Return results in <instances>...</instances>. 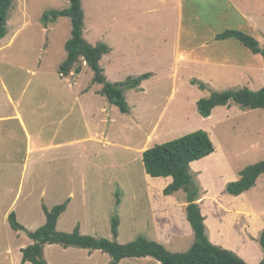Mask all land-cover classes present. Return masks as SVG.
<instances>
[{
	"label": "rangeland",
	"instance_id": "374dc122",
	"mask_svg": "<svg viewBox=\"0 0 264 264\" xmlns=\"http://www.w3.org/2000/svg\"><path fill=\"white\" fill-rule=\"evenodd\" d=\"M81 1L85 38L112 48L101 61L108 80L152 76L140 90L125 91L131 111L122 114L100 94L102 86L93 84L94 74L85 62L78 64L79 75L59 73L72 23L61 17L45 25L42 17L67 9L70 0L14 1L7 36L0 41V264H21L22 249L33 243L26 231L10 227L11 213L26 230L35 231L46 223L44 206L50 210L68 199L71 204L57 225L60 233L70 234L79 225L83 235L121 245L139 238L158 242L155 216L161 219L158 223L169 222L164 214L165 207L169 210L164 194L169 178L149 177L143 153L198 130L209 133L216 150L190 169L198 199L203 197L197 203L200 209L218 214L212 222L223 228L226 243L236 251L226 250L246 255L249 261L257 259L258 246L263 252L264 175L254 188L234 199L226 187L240 180L244 168L264 161V109L234 105L229 113L220 106L213 117H202L197 102L226 89L218 84L212 89L204 81L207 70L188 62L194 54L199 58L210 51L245 49L237 40L227 44L215 38L226 31L221 23L225 25L226 17L235 14L233 9L226 0H186L183 32L176 19L181 38L177 48L176 41L164 36L168 34L165 18L173 12L169 1L150 0L154 4L144 3L150 6L145 10L137 7L140 0ZM193 80L202 81L207 89L192 85ZM16 112L24 118L30 139L31 166L25 174L22 166L11 165L22 164L26 154V138L11 118ZM72 140L74 145L57 146ZM173 196L187 199L184 190ZM217 204L223 209L217 210ZM250 213L261 216L249 218ZM114 218L119 221L118 238L111 230ZM245 223L255 244L239 232ZM192 232L190 239L177 236L174 244L158 243L170 252L184 253L194 241L193 228ZM84 251L61 245L44 249L48 264H109L112 260L101 251L90 259ZM119 264L160 263L148 257L123 259Z\"/></svg>",
	"mask_w": 264,
	"mask_h": 264
},
{
	"label": "trees",
	"instance_id": "16d2710c",
	"mask_svg": "<svg viewBox=\"0 0 264 264\" xmlns=\"http://www.w3.org/2000/svg\"><path fill=\"white\" fill-rule=\"evenodd\" d=\"M14 1L0 0V41L7 36L8 15ZM61 17L71 20L72 30L71 38L65 45L67 57L60 65L59 73L64 77L70 76L71 73L79 75L82 72V67L78 64L85 62L94 74L93 84L102 86L100 94L111 105L118 107L122 114H130V104L125 96V91L140 90L142 83L149 80L152 74L147 73L137 78L130 76L123 82L109 81L101 61L104 56L111 53L112 48L105 43L93 45L84 37L85 14L82 1L70 0V6L67 9L52 10L43 15L42 21L45 25L53 24ZM228 39L237 40L253 54L261 55L264 59V46L255 37L239 30H227L216 36L218 41ZM191 84L197 85L201 90L207 89L206 84L199 80H193ZM231 103L244 109H264V87L259 91L248 88L223 92L213 91L210 97L202 98L197 102V109L202 117L209 118L214 109L220 106H229ZM215 150L209 133L205 130H198L162 145H155L143 153L142 160L148 176L152 178L171 177L173 179L172 183L164 189L166 196L181 190L187 193V218L195 234V241L188 252L172 253L162 244L144 238L121 245L105 238L83 235L79 225L70 234L60 233L57 230V225L60 217L68 209L70 203V199H68L50 210L44 206L46 223L35 231L26 230L18 222L14 212L9 215L10 227L14 231H26L33 241L31 245L22 249V264H48L44 253L46 245L101 251L111 256L112 260L109 264H119L123 259L148 257L161 264H248L236 253L211 243L206 233L205 218L197 203L199 190L196 188L190 172L191 164L209 157ZM262 175H264V161L249 165L241 171L240 180L227 185L226 193L231 196H240L254 188ZM117 196H120L119 192H117ZM111 230L113 237L118 238V219H113ZM260 245L264 253V231L260 237ZM259 264H264V257Z\"/></svg>",
	"mask_w": 264,
	"mask_h": 264
},
{
	"label": "crops",
	"instance_id": "0c3cea01",
	"mask_svg": "<svg viewBox=\"0 0 264 264\" xmlns=\"http://www.w3.org/2000/svg\"><path fill=\"white\" fill-rule=\"evenodd\" d=\"M158 1H162L164 3H167V1H169V5L173 12H172V17L167 16V18H165L168 19L167 22L168 29L166 30L168 34H164V36L168 37L170 40L176 41L178 48V41L181 38H179V36L177 37L176 19L178 20V23L181 25L182 28L181 32H183L184 22L185 23L187 22L186 5L188 2L186 0H158ZM191 1H195V0H191ZM226 2L228 3V8L233 9L235 14L227 16L225 25L221 23L222 27L226 28V31L239 30L246 34L253 35L262 44V46H264V0H226ZM144 3L151 5L153 2L150 0H140V4H137V7H141V9L143 10L150 7V6H142ZM172 19L174 24L171 23ZM236 27H238V29H227V28H236ZM188 32L192 36H194L193 33H191L190 31ZM231 40H235V39H231ZM231 40L230 39H228V41L225 40V43L229 44L231 43L230 42ZM235 49L238 50H235V52H233L234 49L224 50L222 52L210 51L208 53L202 54V56L199 58L194 54L193 56L190 57L188 62L189 65L191 66L197 65L202 69L207 70L208 72L207 78L205 79L203 78V79L205 83L207 82V84L211 85L212 89H213L212 87L213 85L218 84V87L222 89H226L225 91L243 89V88H248L253 91H259L264 87V59L262 58L261 55L253 54L247 48L245 49L235 48ZM182 58L183 57H181V59ZM186 58L188 59V57ZM215 68H216V73H214ZM217 68L219 70V73L217 72ZM216 92H223V91H216ZM79 97L80 95L79 93H77V100H79ZM234 105L238 106L234 103H231L229 106H222V107L226 109V112L230 113L232 111V106ZM226 107H228V109ZM216 109H214V111ZM214 111L212 112L211 117L214 116L213 114ZM11 118L12 121H15V126L24 134L26 138V145H25L26 154L22 161V164H11V165L14 167L22 166L23 172L25 174L28 171L29 167L31 166L30 144L28 142V140L30 139L27 138V127L22 115L19 112H16V114ZM2 119L3 118H0V120ZM75 142H76L75 140H72L66 143L58 144L57 146L62 147L64 145H70V144L74 145ZM197 165L198 164L193 163L191 164V167H195ZM170 183H172V178L166 180L164 187H166ZM232 197L234 199L237 198L238 196H232ZM201 200H203V197L198 201V203H200ZM166 205L168 206L170 211L165 207L164 214L166 216L169 215V222H165L163 224L158 223L161 219L155 216L157 220L158 242L164 245L174 244V238L177 236L178 237L185 236L190 239L193 232L191 225L187 221L188 220L186 215L187 206H188L187 199L186 200H181L180 198L175 199V196L171 195L168 196V198L166 199L165 206ZM217 205H218L217 210L223 209L222 205L219 204ZM201 210L205 218L206 233L208 235L209 240L214 245L220 248L236 251L235 249L228 246V244L226 243L227 233L224 232L223 228L213 224L212 222V216L218 217V214L206 212L203 209V207L201 208ZM248 216L250 218L255 216H261V214L250 213L248 214ZM246 224L247 223H245L241 227V230L239 232L241 233L245 241L254 243L253 240H255V238L251 235L250 230L247 229ZM194 241H195V236H194ZM194 241L192 242L191 239L189 244L186 246L185 250L191 248ZM84 250H85L84 252L88 254L87 256L88 258L95 255V251L93 250H88V249H84ZM258 251L260 253V256L257 259L253 258L249 261L248 259L245 258L246 255H241L240 257H242L248 264H259L264 257V253L261 251L259 246H258Z\"/></svg>",
	"mask_w": 264,
	"mask_h": 264
},
{
	"label": "clouds",
	"instance_id": "9594fccd",
	"mask_svg": "<svg viewBox=\"0 0 264 264\" xmlns=\"http://www.w3.org/2000/svg\"><path fill=\"white\" fill-rule=\"evenodd\" d=\"M211 117V116H210ZM200 200V199H199Z\"/></svg>",
	"mask_w": 264,
	"mask_h": 264
}]
</instances>
